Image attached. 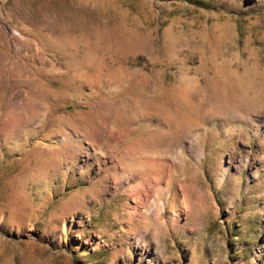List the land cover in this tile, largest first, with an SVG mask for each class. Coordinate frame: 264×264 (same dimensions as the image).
Masks as SVG:
<instances>
[{
    "label": "rangeland",
    "instance_id": "rangeland-1",
    "mask_svg": "<svg viewBox=\"0 0 264 264\" xmlns=\"http://www.w3.org/2000/svg\"><path fill=\"white\" fill-rule=\"evenodd\" d=\"M0 264H264V0H0Z\"/></svg>",
    "mask_w": 264,
    "mask_h": 264
}]
</instances>
